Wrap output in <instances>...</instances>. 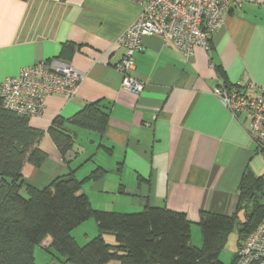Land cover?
Listing matches in <instances>:
<instances>
[{
  "label": "crops",
  "instance_id": "crops-1",
  "mask_svg": "<svg viewBox=\"0 0 264 264\" xmlns=\"http://www.w3.org/2000/svg\"><path fill=\"white\" fill-rule=\"evenodd\" d=\"M141 11L134 0H0V83L43 59L71 63L81 76L76 95H52L31 117L47 157L40 167L26 162L24 178L43 187L72 170L83 180L101 167L100 178L83 184L96 209L167 205L196 224L203 210L232 215L243 174L264 175V149L247 117L214 93L223 80L216 66L231 84L264 91V0L229 10L211 50L198 46L191 57L159 36L145 37L132 71L145 84L137 94L123 86L116 64L125 51L118 40ZM65 43L75 46L69 60L60 58ZM97 101L110 103L107 128L100 134L69 123L77 138L64 157L51 125Z\"/></svg>",
  "mask_w": 264,
  "mask_h": 264
},
{
  "label": "trees",
  "instance_id": "trees-1",
  "mask_svg": "<svg viewBox=\"0 0 264 264\" xmlns=\"http://www.w3.org/2000/svg\"><path fill=\"white\" fill-rule=\"evenodd\" d=\"M74 49L65 43L60 58L71 59ZM216 70L225 85L240 87L228 81L221 65ZM110 110L109 102L97 101L69 119L58 117L49 133L62 155L73 149L77 138L69 123L102 134ZM42 133L30 117L6 109L0 96V264H38L37 247L45 248L52 262L60 264H226L221 254L230 234L237 228L240 247L264 217V175L249 170L241 179L240 200L232 215L200 212V244L192 242L193 222L187 213L167 205L147 204L136 212L94 208L83 184L91 177L100 178L106 172L101 167L83 180L72 170L35 187L24 178L23 167L26 162L37 167L45 162L47 153L38 145ZM91 218L99 231L80 245L73 231ZM106 234H113L115 243H108Z\"/></svg>",
  "mask_w": 264,
  "mask_h": 264
},
{
  "label": "built area",
  "instance_id": "built-area-1",
  "mask_svg": "<svg viewBox=\"0 0 264 264\" xmlns=\"http://www.w3.org/2000/svg\"><path fill=\"white\" fill-rule=\"evenodd\" d=\"M141 7L139 17L121 35L118 43L125 48L116 64L123 75V86L140 94L145 84L136 79L135 53L143 48L147 36L162 40L191 57L198 46L209 49L210 39L224 23L229 10L242 8L245 0H134ZM81 76L68 62L43 59L25 66L17 76L0 83V96L6 109L28 117L40 116L52 95L70 99L76 95ZM252 89H257L251 84ZM250 89V88H249ZM251 90V89H250ZM252 91V90H251ZM214 93L238 117L245 115L250 135L264 149V91L227 86L222 81ZM233 264H264V218L242 241Z\"/></svg>",
  "mask_w": 264,
  "mask_h": 264
},
{
  "label": "rangeland",
  "instance_id": "rangeland-1",
  "mask_svg": "<svg viewBox=\"0 0 264 264\" xmlns=\"http://www.w3.org/2000/svg\"><path fill=\"white\" fill-rule=\"evenodd\" d=\"M139 210H142V209L131 208V209H128V212H136ZM89 221L92 222V224L94 223L95 226H91L89 224ZM95 228L98 230L97 223L94 218H91L90 220H87V222L84 225L75 229L73 231V235L76 237L78 243L80 245H83L96 236L98 231L97 233H94ZM105 238L108 243H115L116 241L115 236L113 234H106ZM197 241H199V243H197ZM200 241H201L200 227L196 223H192V242L194 244H200L201 243ZM237 242H238V232H237V228H235V230L230 234L229 239L221 254V259L226 264H229L231 262V258L234 255V251L237 249ZM36 260L38 264H60L57 261L52 262L51 253L42 247L36 248ZM109 264H119V262L112 261Z\"/></svg>",
  "mask_w": 264,
  "mask_h": 264
}]
</instances>
